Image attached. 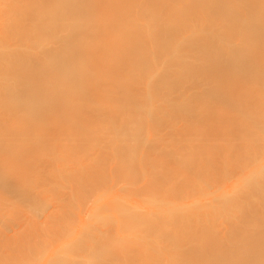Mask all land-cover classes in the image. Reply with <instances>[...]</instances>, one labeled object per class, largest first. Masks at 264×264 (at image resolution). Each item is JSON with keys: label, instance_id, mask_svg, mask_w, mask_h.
<instances>
[{"label": "bare ground", "instance_id": "obj_1", "mask_svg": "<svg viewBox=\"0 0 264 264\" xmlns=\"http://www.w3.org/2000/svg\"><path fill=\"white\" fill-rule=\"evenodd\" d=\"M169 1L142 0L139 5L135 0H0V212L4 210L0 220L4 219L5 211H9L13 203L14 198L9 195L24 194L30 188L29 173L36 174L40 170V166L35 170L33 164H26L29 154L32 155L30 150L32 148H27L30 150L29 153L19 145H22L24 140L27 141L30 136L24 137L22 141L20 135L26 136L32 133L30 140L39 147L42 141L49 140L46 141L57 128L56 139L60 148L55 152V148L48 147L44 152L48 155H56L59 159L68 156L71 160L70 164L60 165L59 169L54 171L66 170L73 177V181H61L60 185L67 189L69 197L68 200L61 201L64 207L54 214L59 226L69 221L70 232L58 238L55 244L45 243L37 249L34 253L38 255L34 254L33 257L38 259L20 260L18 263L10 261V263L90 264L93 260L100 263L110 257L109 254L112 249L115 251L114 248L118 249L116 252L123 259L124 254H129L128 250L131 252L142 246L141 251L130 262L134 260V264H156L154 262L156 256L162 251L161 248L164 249L162 246L171 243L173 245L169 244L171 250L168 245L165 246L166 249L169 248L168 256H165L169 264H213L208 256L210 252L216 256L231 254V261L233 262L234 259L232 264H249L252 259L250 257L256 255L259 258L255 264H264V204H260L264 201V159H261L264 156H259L263 155L260 152L258 157L262 161L260 160L257 166L255 161L258 157L252 151V146L258 141L259 144L263 141L264 146L262 128L264 105L260 101L264 99V0H177L179 4L174 0V6L172 1L171 4ZM247 2L248 4L259 2L261 9L255 12L257 8L253 7V11L251 9L245 11ZM136 4L142 9L141 11L137 5L139 11L136 12ZM175 6L177 9H173L176 8ZM143 10L148 11L147 14L150 13L147 17L149 20L145 16L147 14H143L145 13ZM134 11L141 14L137 15L136 20L135 13L132 17ZM180 12L182 13L179 16ZM139 17L141 19L145 17L146 22L136 23L137 20L141 21ZM238 17L240 20H236ZM237 22L242 24L241 28L237 26ZM189 23H192L191 26ZM135 24L140 25L141 28L135 30V27L137 28ZM57 25L63 32L61 37L54 38L58 40L57 42L52 41L58 44L57 49L51 47L52 50L46 51L43 49L46 40L29 36L35 31L46 37V33L51 32ZM186 27H189L187 28L189 31L192 30L189 32L191 35L187 34ZM173 28L178 31L175 29L173 32ZM170 29L173 33H180L181 29L183 31L185 29L187 36L181 30L183 34L178 33L181 36L178 35L179 38L177 37L178 40L175 41V37L171 36L173 33L168 35L170 38L167 37L171 32ZM137 30L145 32L141 31V34ZM197 30L202 31L201 34H198ZM239 34L241 38H237ZM145 36L150 39L147 40L151 42L150 49L143 48L147 45ZM232 36L236 38L233 39ZM19 37L25 40L24 47L15 45L14 40ZM48 40L51 42L53 39ZM30 41H34L35 45L30 46L28 43ZM190 43L192 48L188 46ZM183 44H186L187 48ZM183 46L185 49L188 47L191 49L184 51ZM173 92L179 93L176 102L171 100ZM262 94L263 98L255 102L254 97ZM56 101L60 106L57 107L59 108L57 114L54 109ZM255 103L258 106L257 116L262 115L263 118L256 116L257 119L254 117V121L258 127L263 124L261 130L256 127V131L254 127L250 132L249 128H243L244 134L241 131L243 135H239L242 149L236 150L232 143L235 139L234 133L226 132V126L230 128L236 119L246 118L239 117L240 111ZM229 104L231 107H228ZM48 106H55L53 109L56 115L48 114L50 110L53 112ZM203 107H206L204 113L200 110ZM136 108L139 110L137 114ZM176 109L179 110L176 112ZM191 109L194 113L197 111L193 120L197 118V114L201 115H198L201 119L195 120L197 123L192 122L193 120L185 115L186 111H193ZM165 111L170 114L171 123L169 120H164L162 114H165ZM205 114L208 116L206 119L203 118ZM234 114L235 118L228 116L233 117ZM175 118H180L182 123ZM173 119L175 122L172 124ZM107 122L117 127V131L105 128L109 127L105 126ZM175 123L177 126L179 124L178 128ZM157 126L161 127L162 131L168 129L164 132L160 129L157 131L158 128H155ZM129 127L130 130L126 132ZM190 128L195 130L198 137L191 136ZM166 131L170 133L169 136ZM183 132L186 138L182 137ZM48 133H51L50 136L47 135ZM105 133H112L117 143L125 144L128 141L132 145L122 150L121 147L124 148V145L118 148L114 142L113 149L111 147L109 152L111 154L108 156L110 158L115 156L112 160L116 159V153L125 151L121 152L124 153V159L119 166L120 169L114 164L106 165L109 162L105 166L98 165L97 159L100 154L95 160L97 149L101 147L100 142L105 139L103 135ZM159 133L163 140L159 137ZM209 135L214 137L209 139ZM172 136H177L175 139H179L180 142L184 140L187 144L186 150H177L176 147L180 142L177 140V143ZM261 136L263 138L260 141L258 139ZM157 138L167 145L168 141L174 139L169 142L177 143L171 144L176 145V154L174 152L172 154L175 155L171 154L173 158L170 155L168 157L167 154H170L171 150L169 152L165 144L164 147L162 143L157 142L159 147H163V155L156 143V146H152ZM253 139L256 140V144ZM205 140H210V144L206 149L200 150V144L203 147L202 142L205 143ZM218 142H221V146L226 143L229 145L224 147L223 151ZM249 142L252 144L251 149ZM142 143L147 145L148 149L142 146ZM156 147L159 149V154ZM247 147L248 150L245 151ZM150 148H154L153 151L156 149L157 158L151 155ZM42 150H39V153L43 154ZM263 150L264 148L261 149L262 152ZM35 151L33 156L38 152ZM249 152L254 154L248 157ZM39 153L36 154L37 159L40 158ZM243 153L257 168L253 166V169L250 164H246L248 160L242 166L241 162L237 164L235 161L238 170L235 167L231 168V163L235 164L231 156L236 155L244 159ZM118 155L117 159H119ZM183 155H195L194 162L196 160L198 162L192 164L190 161L180 159ZM225 155L228 157L230 155V159ZM216 156H224L226 160L222 157L221 165L227 170L224 169L219 181H213L211 186V180L205 178L210 176L212 158ZM132 158L138 159L135 165L138 172L141 168L140 182L119 178L115 179V184L112 185L114 178H111L112 190L106 187L110 185L104 186L106 189L102 186L100 188L102 191L97 189L99 192H94L92 198L90 197V192L87 193V190H90V183H98V179L90 181V175L100 177L101 172L107 176L108 171L102 172V169L106 168L112 175L114 166V174L117 169V171L123 170L121 172L124 173L126 169L132 168L133 164L129 162ZM147 158L160 161L151 167L150 164L156 161L152 163V160ZM142 160L149 161V165L142 164L144 162ZM166 160L172 161L174 165L165 166ZM138 161L142 164L141 167H138L140 166ZM232 169L234 171L231 172ZM254 173L257 175L256 178ZM7 176H10L11 180L4 183ZM252 180H256V183ZM98 185L93 187L97 188ZM176 187L183 192L177 195ZM120 189L134 192L130 194H122L124 191L115 192ZM140 191L142 196L135 193ZM18 198L25 199L23 196ZM106 205L109 206L108 209H103ZM114 205H120L122 211L119 213ZM2 206L4 209L1 208ZM225 214H228L229 218L235 217L228 222L226 216L223 217ZM216 215L218 216L215 217ZM219 215L222 219L225 218L221 219V222L227 225H224L226 235H222V238H217L208 227L211 219L220 218ZM199 216H202L200 219L203 226L198 235L194 234L193 230L199 223ZM107 218H111L115 227H122L129 234H134L132 240L139 239L141 243L132 248L123 235H118L116 242L114 237L112 241L108 239L111 238L108 235L112 234V231L107 229L110 232L107 234L105 230L103 232L96 227L100 219ZM122 219L125 222H121ZM238 219L241 225H244L240 227L241 225L235 224V227H230ZM131 220L133 226L129 225ZM222 225L220 224L221 228L219 227L221 230H218L221 234L224 232ZM150 230L152 232L149 233L152 235L148 233ZM147 233L151 236L148 239L145 238ZM1 237L3 235L0 236V240ZM2 240L0 246L5 247L3 242L6 238L3 242ZM108 240L110 242H107ZM195 241L199 242L194 243ZM106 242L111 243L110 248ZM222 243H226L227 246H222ZM145 250L149 251V257H146ZM239 252H242V257H246L245 260L237 261Z\"/></svg>", "mask_w": 264, "mask_h": 264}, {"label": "rangeland", "instance_id": "obj_2", "mask_svg": "<svg viewBox=\"0 0 264 264\" xmlns=\"http://www.w3.org/2000/svg\"><path fill=\"white\" fill-rule=\"evenodd\" d=\"M140 1H142V0H140ZM140 1H137L136 2V0H135V2L136 3H139V5H140ZM170 1H172V6H174V4L175 3H173L174 2V0H170ZM169 1V2H170ZM177 0H175V2H176ZM247 1H249V0H247ZM255 1V0H254ZM257 1V0H256ZM251 2V1H250ZM44 3H46V1H44ZM177 3V2H176ZM249 2H247V6H246V10L245 11H249L250 9L253 11V7H255V8H257L256 9V11L255 12H258L260 9H261V7L259 8V5H258V3L259 2H253L252 4L250 3V4H248ZM141 4H143L142 2H141ZM170 4H171V2H170ZM177 4H179V3H177ZM176 4V5H177ZM256 4H257V6H256ZM137 5L138 4H136V12H138L139 10L141 11L142 9L139 7V5H138V8H139V10H138V8H137ZM252 5V6H251ZM142 6V5H141ZM176 7V6H175ZM250 7V8H249ZM173 9H177V7L176 8H174L173 7ZM178 10H180V9H178ZM143 11H145V10H143ZM135 11L132 13V17H133V14L135 13V16H134V19L136 20L137 19V15L139 16V15H141V14H138V13H136ZM147 12L148 11H145V13L143 12V14H147ZM175 12H177V10L175 11ZM179 12V11H178ZM140 13H142V12H140ZM181 13L182 12H180V14H179V16L181 15ZM150 15V13H148L147 15H145L146 16V18L148 17ZM144 16V15H143ZM136 17V18H135ZM143 18H144V20H143ZM142 19L139 17V20L141 19V21L139 22L138 20L136 21V23H140V24H142V23H144V22H146V20L148 19H145V17H143ZM150 18V17H149ZM195 17H193V19H194ZM151 19V18H150ZM192 19V18H191ZM191 19H188V20H191ZM199 18L197 17V20H198ZM237 19H239L240 20V17H238V18H236V20ZM142 20H143V22H142ZM149 20V19H148ZM196 20V19H195ZM194 20V23L197 21H195ZM236 20H235V22H236ZM151 21V20H150ZM149 21V22H150ZM193 21V20H192ZM198 22H200L199 20H198ZM197 22V23H198ZM243 22V21H242ZM193 23V24H194ZM239 23H240V21H239ZM263 23V22H262ZM145 24H147V23H145ZM144 24V25H145ZM190 24V23H189ZM192 24V23H191ZM191 24H190V26H191ZM237 24H238V22H237ZM236 24V25H237ZM264 24V23H263ZM136 26H137V28L135 27V30L136 29H138V28H141V26L140 25H137V24H135ZM205 25V24H204ZM233 25H235L234 24V22H233ZM232 25V27L233 28H235L234 26ZM138 26H140V27H138ZM187 26V25H186ZM237 26H242V24H238ZM236 26V27H237ZM197 27H199V26H197ZM189 29V27H186V29ZM241 28V27H240ZM239 28V29H240ZM176 29V28H175ZM174 28H173V32H175L174 30H175ZM187 29V30H188ZM198 29V28H197ZM202 29V28H201ZM238 28H236V30H237ZM182 30V29H181ZM181 30H180V33H182L181 32ZM199 30H200V27H199ZM202 30H204V27H203V29ZM236 30H235V32H236ZM143 32V30H137V32H140L141 34H142V32ZM170 31H171V29H170ZM176 31H178L177 29H176ZM183 31V30H182ZM184 31H185V29H184ZM183 31V33L184 34H186V32H184ZM190 31H192V30H190ZM189 30H188V32H187V34L190 32ZM198 31V30H197ZM239 31V30H238ZM133 32H135V31H133ZM145 32V31H144ZM143 32V33H144ZM148 32V30L146 29V32H145V34ZM166 32H169V31H166ZM166 32L164 33V37H165V35H166ZM172 31L169 33V34H167V37H168V35H171V33H173ZM199 32V31H198ZM202 32V31H201ZM201 32H199L198 34H201ZM232 32H233V30H232ZM234 32V33H235ZM139 33V34H140ZM153 33V32H152ZM179 33V32H178ZM178 33H173L171 36H172V38L173 37H175L174 38V40L178 37V35L180 34H178ZM182 33V34H183ZM192 33H194V32H192ZM203 33H205V32H203ZM132 34H134V33H132ZM131 34V35H132ZM135 34H137L136 32H135ZM149 34V33H148ZM187 34H186V36H187ZM190 34V33H189ZM197 34V36H199ZM63 35V32L62 31H60L59 30V27H58V25L51 31V32H48V33H46V37L45 36H43V35H40V34H38L37 32H31L30 34H29V36H31V37H35V38H41V39H43V40H46V44L44 45V50H46V51H49V50H52L53 48H55V49H57V47H59V46H57L58 44L56 43L58 40H55L54 38H57V37H61ZM147 35V34H146ZM151 35V34H150ZM191 35V34H190ZM230 35H231V33H230ZM236 35V34H235ZM234 35V36H235ZM18 36V35H17ZM133 36V35H132ZM143 36H144V34H143ZM149 36V35H148ZM152 36V35H151ZM179 36H181V35H179ZM189 36V35H188ZM196 35H194V37H195ZM196 36V37H197ZM229 36V35H228ZM241 35L239 34L238 35V37L237 38H239ZM140 37H141V35H140ZM139 37V38H140ZM146 37V36H145ZM150 37V36H149ZM149 37H146V42H145V40H142V42L144 41L145 42V44H147V45H149V46H147V45H144L143 46V44H141L142 46H143V48L145 47V48H149L150 49V46H151V42L149 41H147V40H150L149 39ZM167 37H166V39H167ZM192 37H193V35H192ZM227 37V36H226ZM138 38V39H139ZM144 38V37H143ZM148 38V39H147ZM152 38V37H151ZM168 38H170V37H168ZM179 38V37H178ZM232 38H233V36H232ZM234 38H236V37H234ZM233 38V39H234ZM241 38V37H240ZM13 39H14V37H13ZM48 39H53V40H51V42L48 40ZM145 39V38H144ZM164 39V38H163ZM214 39V38H213ZM212 39V40H213ZM56 41L55 43L54 42H52V41ZM176 40H178V39H176ZM175 40V41H176ZM211 40V42H214V41H212ZM230 40H232V39H230ZM230 40H228V41H230ZM235 40H237V39H235ZM241 40V39H240ZM169 41V40H168ZM170 41H172V39L170 40ZM227 41V40H226ZM14 42H15V45H17V46H19V47H24V45H26L25 44V40H23L21 37H19V38H17L16 40H14ZM13 42V43H14ZM142 42H140V43H142ZM29 44H30V46L31 45H35V42L34 41H30V42H28ZM185 43V42H184ZM228 43V42H227ZM230 43H232L231 41H230ZM187 44V43H186ZM184 45L186 48H187V45ZM193 44V43H192ZM212 44V43H211ZM195 45V44H194ZM213 45H214V43H213ZM217 45H218V43H217ZM225 45V44H224ZM57 46V47H56ZM183 46V48H184V51L185 50H190L191 48H192V45H191V43H190V45H188V46H191V48L189 49V47H188V49H185V47ZM215 46V45H214ZM50 47V48H49ZM51 47H53L52 49H51ZM158 44H157V49H158ZM224 47V46H223ZM144 48V49H145ZM147 50V49H146ZM149 51V50H148ZM182 51H183V49H182ZM181 51V52H182ZM252 78V77H251ZM173 94H174V92H173ZM172 96V95H171ZM181 97V96H180ZM197 96H195V98H196ZM201 97V96H200ZM169 98H171V97H169ZM178 98H179V93L178 94H174L173 95V97L171 98V100H173V101H177L178 100ZM199 98V97H198ZM260 98H263V94H262V96H256V97H254V99H255V102L257 101V100H260ZM54 99H55V97H54ZM106 100H107V98H105ZM57 100L59 101V99L57 98ZM52 101H54V100H52ZM58 101H56V102H54V104H55V106H56V108H54V107H50V106H48V108H52V110H53V112H51V110H50V112L48 113V114H50V115H56L57 114V112L59 111V108H57L58 106H59V104L57 105L56 103L58 102ZM172 101V102H173ZM199 101V100H198ZM197 101V102H198ZM261 101V103H263V105H264V99L263 100H260ZM171 102V103H172ZM200 105H201V102L199 103ZM203 104V103H202ZM231 104V103H230ZM228 105V107L230 106L231 107V105ZM51 105H53V104H51ZM196 106H197V104H195ZM204 105V104H203ZM259 105V104H258ZM172 106V105H171ZM260 106H261V104H260ZM259 106V107H260ZM60 107V106H59ZM158 107V106H157ZM201 107V106H200ZM55 109V112H56V114H55V112H54V109ZM177 108V107H176ZM196 108V107H195ZM194 108V109H195ZM204 108H206V107H203V108H201L200 110L201 111H203V113L205 112V109ZM208 108V107H207ZM158 109H159V107H158ZM172 108H170V110H171ZM175 109V108H174ZM182 109V108H181ZM183 109H185V108H183ZM202 109H204V110H202ZM263 109H264V107H263ZM177 110H179V109H176V112H177ZM188 110H190V109H188ZM191 110H193V109H191ZM17 111V110H16ZM48 111H49V109H48ZM160 111V110H159ZM159 111H158V113H159ZM173 111H175V110H173ZM184 111H186V110H184ZM183 111V112H184ZM255 111H257V113H255ZM134 112V111H133ZM135 112H136V114L139 112V110L136 108L135 109ZM134 112V113H135ZM166 113L165 114H162V115H164V120H171V116H170V114H168V112L167 111H165ZM172 112V111H171ZM178 112H180V111H178ZM182 112V111H181ZM180 112V113H181ZM191 112H193L194 113V110L193 111H191ZM191 112H188V111H186V113H185V115H187L186 117H188L189 119L191 118L192 120H193V118H194V115H195V113L197 112H195L194 114H192ZM227 112H229V111H227ZM259 113H261V112H259ZM257 114H258V106H257V104L255 103L254 105H252L251 104V106L249 105V106H246L245 108H242V111H240V116L239 117H246V118H241L240 120H235L234 121V125L233 126H231L230 128H228V126H226L227 127V129H229V130H233V131H229V130H227L226 129V132H231V133H234V137H235V139L233 140V147H235L236 148V150H239V149H242V146H241V140L239 139V135L240 134H242L241 133V131H242V129L243 128H249L250 129V132H252L253 131V128L255 127V129H256V127H258V125L256 126V121H254V117H256L257 116ZM262 114V113H261ZM183 115V114H182ZM181 115V116H182ZM198 115H200V114H197L196 116H197V118H198ZM161 116V115H160ZM180 116V115H179ZM201 116V115H200ZM199 116V118L201 119V117ZM204 117V119H206V114L205 115H203ZM230 118H235V114H234V116L232 117V115H228ZM262 116V115H261ZM261 116H257V117H260V118H263V117H261ZM14 117V116H13ZM102 117V116H101ZM154 117H156V116H154ZM162 117V116H161ZM178 117V116H177ZM208 117V116H207ZM247 117H249L248 119H247ZM257 117H256V119H257ZM185 118V117H184ZM183 118V119H184ZM197 118H195L192 122H194V123H197L195 120L197 119ZM198 118V119H199ZM202 118V119H203ZM155 119V118H154ZM157 119H159V118H157ZM178 118H175V120H177ZM175 120L173 119V121H172V124L175 122ZM178 120H180V122L182 121L180 118L178 119ZM246 120H248L247 122H245ZM262 120V119H261ZM185 121V120H184ZM191 121V120H190ZM203 121V120H202ZM258 121V120H257ZM262 121H264V118H263V120ZM156 122H158L157 120H156ZM168 122V121H167ZM200 122V121H199ZM163 123V122H162ZM170 123H171V121H170ZM182 123V122H181ZM184 123V122H183ZM171 124V125H172ZM176 124V123H175ZM174 124V125H175ZM261 124V123H260ZM158 125H160V124H158ZM162 125V124H161ZM169 125V124H168ZM184 125V124H183ZM263 125V124H262ZM261 125V126H262ZM105 126H109V127H105V128H108L109 130H112V131H117V127H115L111 122H107V125H105ZM175 126H177V124L175 125ZM261 126H259L258 127V130L260 129L261 130ZM160 127V126H159ZM166 127V126H165ZM172 126H170V128H171ZM179 127V124H178V126H177V128ZM183 127V126H182ZM223 127H224V125H223ZM155 128H158V126L157 127H155ZM154 128V129H155ZM161 128V127H160ZM160 128H158L157 129V131L160 129ZM191 128H193V127H191ZM190 128V129H191ZM263 129H264V127H262ZM162 129H164L163 127H162ZM168 129V128H167ZM167 129H164V131L165 130H167ZM180 129V128H179ZM30 130H31V128H30ZM130 130V127L128 128V130H126V132H128ZM156 130V129H155ZM176 130V129H175ZM186 130V129H185ZM160 131H162L161 129H160ZM159 131V132H160ZM164 131H162V132H164ZM169 131V130H168ZM172 132H173V130H171ZM181 131V130H180ZM184 131V130H183ZM208 131H209V129H208ZM249 131V130H248ZM256 131H257V129H256ZM52 132V131H51ZM167 132V131H166ZM165 132V133H166ZM171 132V133H172ZM186 133H187V130L185 131ZM185 132H183L184 134H181L182 135V137L184 138H186V135H185ZM243 132V131H242ZM262 132H263V130H262ZM28 133V132H27ZM161 133V132H160ZM160 133H159V135H160ZM164 133V134H165ZM177 133H178V130H177ZM180 133H182V132H180ZM179 133V134H180ZM189 133L191 134V136L192 137H198V136H196V134H195V130H193V129H191V130H189ZM264 133V132H263ZM30 134V133H29ZM26 134V136L25 135H20V137L22 138V141H23V138L24 137H27V138H29V136H30V138L29 139H27V141H23V144L22 145H19V147H22V148H24V149H27V148H32V149H30L31 150V153H32V155L31 154H29V157H28V159L26 160V164H33L34 166V169L36 170V167H38V166H40V170H38V173H36V174H31V173H29V176H28V180H29V185H30V188L29 189H27L26 191H25V193L24 194H21V195H17V196H15V195H13V194H10L9 195V197H11L12 199L14 198V200H13V203H12V205H11V207H10V210L9 211H5V216H4V219H2V221L0 220V234H2L3 235V237H1V240H2V238H4L3 240H5V238H6V240L3 242V240H2V242L6 245L5 247L4 246H0V247H4L2 250L0 249V263L1 262H6V263H8V264H16V263H18L20 260H31L32 258L33 259H38V257L37 258H34L33 257V255L35 254L36 255V253H34L37 249H39L42 245H44L45 243H50V244H55L56 242H57V239L58 238H61V237H64V236H66L65 234L66 233H69L70 231H69V229H68V226H69V221H67V222H64L61 226H59L58 225V223L56 222V220H55V218H54V214L56 213V211L57 210H59V209H61L62 207H64L63 205H62V203H61V201L63 200V199H67L68 200V191H67V189H65V188H63L61 185H60V183H61V181H66V180H70V181H73V177L71 176L72 174L69 172V171H66V170H63V171H54V170H56V169H59L58 168V166H60V165H62V166H67V165H69L70 164V162H71V160L68 158V156L67 157H65L64 159H59V158H56V155H48V154H46L44 151L45 150H47L48 149V147H52V148H55L54 149V151L55 152H57V150L60 148V144L59 143H57L58 142V140L56 139V138H58L57 137V128H55V130L53 131V133L51 134V133H48L47 135H49L50 136V134L52 135V136H50V138H51V140H50V138H47L46 139V141L48 142H43L42 141V143L44 144H40V146L38 147L37 145H35L34 143H33V140L31 141L30 139H31V136L33 135L32 133V135L30 134ZM162 134V133H161ZM167 134H168V136H169V132H167ZM235 134H236V136H235ZM243 134H244V132H243ZM242 134V135H243ZM28 135V136H27ZM104 135V140L102 141V142H100V149H99V147H98V151L96 152V158H95V160L99 157V154H100V157L97 159V161H95V162H97L98 163V165H104L105 166V164L106 163H108L109 162V164H106V165H109V166H113V164L116 166H118V168H119V166L121 165V163H122V161H123V159H124V153H122L121 154V152H125V151H121V152H119V153H116V159H117V155H118V157H119V159H117V162L113 159L112 160V158H115V156H113V157H109L108 155L109 154H111V153H109L110 152V150H111V147L112 146H114V144L116 143V147H118L119 148V146H123L124 148H122L121 147V149L122 150H125L126 149V147H130V146H132V145H130V142H128L127 140V142H125V144H124V142H119V143H117V141H115L114 140V135H112V133L111 134H103ZM180 135V136H181ZM184 135V136H183ZM264 135V134H263ZM49 136H47V137H49ZM171 136V135H170ZM254 136V135H253ZM160 138H161V135L159 136ZM164 137H165V135H164ZM172 137H174V136H172ZM171 137V138H172ZM177 137V136H176ZM176 137H174V139L176 138ZM209 137V139H212L214 136L213 135H209L208 136ZM264 137V136H263ZM262 136H261V138H257L258 140H262V138H263ZM19 138V137H18ZM45 138L46 137H44V140H45ZM166 138V137H165ZM181 138V137H180ZM25 139V138H24ZM162 140H163V137L161 138ZM174 139H172V140H174ZM182 139V138H181ZM194 139V138H193ZM250 139H251V137H250ZM249 139V140H250ZM255 139V138H254ZM253 139V140H254ZM18 140V139H17ZM17 140H16V142H17ZM30 140V141H29ZM161 140V141H162ZM171 140V141H172ZM176 140V139H175ZM178 140V142H180L179 141V139H177ZM177 140H176V142H177ZM260 140V141H261ZM19 141L21 142V139H19ZM18 141V142H19ZM161 141H159L158 140V138L156 139V142H153L154 144H152L151 142V144H152V146L153 145H155V143H156V145H158V148L160 149V153H162L163 152V147H159V144H157V142H159V143H162V145L164 146V144H165V146H168V148H169V152H170V150H171V153L170 154H167L168 155V157H169V155L173 158L174 156H172V155H175L176 153H175V146L176 145H174V146H172L171 144H177L176 142H174V143H169V142H171V141H168L167 143H168V145L164 142V144H163V141L161 142ZM195 141V140H194ZM194 141H192V143L194 142ZM206 141V140H205ZM255 141V144H256V140H254ZM254 141H253V145H254ZM32 142V143H31ZM115 142V143H114ZM147 142V141H146ZM145 142V143H146ZM149 142V141H148ZM185 142H186V140H185ZM196 142V141H195ZM259 142V141H258ZM257 142V144L255 145V146H252V151L256 154V156L258 157V155L260 154V152L261 153H263V155L261 154V155H259V156H264V150H263V152L261 151V149H263L264 148V146H263V141H261L260 143L261 144H259ZM203 143V147L201 146L202 144H200V150L201 149H206V147H208L209 146V144H210V140H207L205 143L204 142H202ZM251 143H252V141H251ZM250 142H249V148L251 149V144ZM37 144V143H36ZM98 144V143H97ZM151 144H148V145H151ZM198 144V143H197ZM38 145H39V143H38ZM43 145V146H42ZM155 145V146H156ZM161 145V144H160ZM161 145V146H162ZM187 144H185L184 143V140H182L179 144H178V147H176V149L177 150H182V151H184V150H186V148H185V146H186ZM192 145H194V144H192ZM196 145V144H195ZM218 145H219V147H221V149L224 151V147L226 148V147H228V143H226L224 146H221V142H218ZM97 146H99V145H97ZM142 146H145V145H143V143H142ZM164 146V147H165ZM145 147H147V149H148V146L146 145ZM144 147V148H145ZM150 147V146H149ZM192 147V146H191ZM244 147V146H243ZM34 148H36L35 150H37L38 152L36 153V154H38L39 153V150H42V152H43V154L42 153H39V155H40V158L39 159H37V157H36V154H34L35 156H33V153L34 152H36L35 150L33 151V149ZM157 148V147H156ZM157 148V150H158V153H157V151H156V149H155V151H153V149H151V155L152 156H155V152L157 153V154H159V149ZM231 148H232V146H231ZM230 148V149H231ZM29 149H27L28 150V152L30 153V150ZM112 149H113V147H112ZM192 149V148H191ZM249 149V151H251ZM26 150V151H27ZM166 150H167V148H166ZM233 150H235V149H233ZM248 150V147L245 149V151H247ZM100 151V152H99ZM172 152H174L175 154H172ZM226 152V151H225ZM224 152V153H225ZM238 152H240L241 153V151H238ZM252 152V154H254ZM168 153V152H167ZM214 153H215V151H214ZM218 153V152H217ZM224 153H222V154H224ZM227 153H228V151H227ZM229 153H230V155H232L231 153L232 152H230L229 151ZM234 153V152H233ZM237 153V152H236ZM247 153V152H246ZM114 154V153H113ZM172 154V155H171ZM221 154V155H222ZM235 154V153H234ZM248 154V153H247ZM252 154H250V152H249V155H248V157H250V156H252ZM97 155H98V157H97ZM115 155V154H114ZM162 155H163V153H162ZM218 155V154H217ZM228 155V154H227ZM227 155H225V157L227 156ZM230 155H229V157H228V159H230ZM242 155V154H241ZM179 156V155H178ZM193 156H195V155H191V156H181V158L180 159H182V160H187V161H190L192 164H193V162H194V160L196 159V158H194ZM237 156H238V154H237ZM243 156H244V159H242V158H239V157H236V155H233V156H231L232 157V161H236L237 162V164H239V162H241V166H242V164L244 163V162H246L247 160H248V158H247V156H246V154H244L243 153ZM242 156V157H243ZM158 157V156H157ZM156 156H155V158H157ZM224 158V156H216V157H213L212 158V170H211V172L209 173L210 174V176L209 177H207V178H205V180H211V186L213 185L212 183H213V181H215V182H217V181H219V177L220 176H222V173H223V171H224V169H226V167L225 168H223V166L221 165L222 163V161H223V158ZM226 157V158H227ZM255 157V156H254ZM252 158V157H251ZM260 157H258V159H257V161H255L254 159H252V160H254L255 161V164L258 166V164H259V161L261 160V159H264V158H262L261 157V159H259ZM112 161H111V160ZM146 159V158H145ZM225 159V158H224ZM227 159V160H228ZM92 160H94V159H92ZM138 159H136V158H132L131 160H129V162L130 163H132L133 165H132V168H128V169H126V171L123 173V172H121V171H123V170H121V171H117L116 170V173L114 174V171H115V166L113 167L114 169V171L112 170V175H111V173H110V171L109 170H107V168L106 169H102V172H105L106 173V171H108V177L107 176H105V175H103L101 172H100V174L102 175V176H97V177H95V176H92V175H90V181L91 180H97V184H96V182H94L95 184H93V183H90V190H87V193H89L90 192V197L92 198V195H93V193L95 192H99L101 189V187L103 186H106V185H110L111 184V182H112V185H113V183L115 182V179L117 180V179H119V178H126L127 180H129V181H141L142 179H141V172H140V170H141V168H140V170H139V172L136 170V161H137ZM147 160H152V163H154L153 161L155 160H153V158H151V159H149V158H147ZM226 160V159H225ZM115 163H114V162ZM142 161H144V160H142ZM156 161V160H155ZM160 160L159 159H157V161H156V163H154V164H150V166L152 167V166H155V164H157L158 162H159ZM230 161V160H229ZM231 161V162H232ZM262 161V160H261ZM94 162V161H93ZM112 164H111V163ZM198 162V160H196L195 162H194V164L195 163H197ZM236 162H235V164H233V163H231V168H233V167H235V169L238 167L237 166V164H236ZM248 162V163H247ZM246 162V164H250V166L251 167H256V165H253V161H252V163H251V160L249 161H247ZM96 163V164H97ZM144 163H146L147 165H149L148 163H150L149 161L148 162H142V164H144ZM166 163H167V165H165V166H168V167H171V166H173L174 164L172 163V161H170V160H166ZM258 163V164H257ZM136 164V165H135ZM140 164V166H138V167H141L142 166V164L141 163H139V161H138V165ZM145 164V165H146ZM200 164V163H199ZM37 165V166H36ZM146 165V166H147ZM109 166H108V168H109ZM221 166H222V168H221ZM240 166V165H239ZM32 167V166H31ZM148 167V166H147ZM254 167H253V169H254ZM146 168V167H145ZM239 168V167H238ZM238 168L236 169V170H238ZM257 168V167H256ZM259 168V167H258ZM38 169H39V167H38ZM120 169V168H119ZM138 169V168H137ZM223 169V170H222ZM229 169H230V167H229ZM227 170V169H226ZM230 171V170H229ZM232 171H234L233 169L231 170V172ZM256 172H257V170H255ZM156 172H157V170H156ZM197 172V171H196ZM228 172V171H227ZM263 172H264V170H263ZM226 173V172H225ZM255 174V173H254ZM264 174V173H263ZM8 175V174H7ZM224 175V174H223ZM256 175V174H255ZM254 175V176H255ZM109 176H111V177H109ZM190 175L188 174V177H189ZM6 177V176H5ZM4 177V178H5ZM8 177V176H7ZM20 178H21V175L19 176ZM257 177V175L254 177V178H256ZM260 177V176H259ZM263 177V176H262ZM107 178H109V179H107ZM111 178H114V179H112V181H110V179ZM264 178V177H263ZM260 179V178H259ZM9 180H11V177L9 176L7 179H6V181H4V183H6V182H9ZM109 182H108V181ZM204 180V181H205ZM99 181H100V184H99ZM102 181V182H101ZM107 181V182H106ZM221 181V180H220ZM254 183H256V180H252ZM261 181H263V180H261ZM106 182V183H105ZM206 182V181H205ZM264 182V181H263ZM105 183V184H104ZM210 183V182H209ZM219 183V182H218ZM99 184V185H98ZM115 184V183H114ZM220 184V183H219ZM98 185V187L97 188H94V187H96ZM112 185H110V186H106V187H109V190L111 189L110 187L112 186ZM210 185V184H209ZM222 185V184H221ZM94 186V187H93ZM115 187V186H114ZM105 188V187H104ZM103 188V189H104ZM127 188V187H126ZM125 188V189H126ZM97 189L99 190V191H97ZM106 189V188H105ZM113 189V188H112ZM111 189V190H112ZM115 189V188H114ZM116 189H117V187H116ZM115 189V190H116ZM124 189V190H125ZM176 189V191H178V193H177V195L178 194H180V193H182L183 192V190L182 189H180V188H178V187H176L175 188ZM175 189H174V191H175ZM114 190V191H115ZM124 190H122L121 191V189L120 190H118V191H115V192H120V193H122ZM102 191V190H101ZM132 192H134V191H129V190H126V191H124L122 194H130V193H132ZM141 192L142 191H140V192H135V193H137L138 195H140V196H142V194H141ZM15 194V193H14ZM12 195V196H11ZM176 195V194H175ZM18 196H20V197H22L23 196V198H25L24 200H22L21 198H18ZM175 197V196H174ZM21 199L20 201H18V199ZM90 198V199H91ZM254 198V197H253ZM263 200V198L261 199V201ZM217 204V203H216ZM222 204V203H221ZM260 204H264V201L263 202H260ZM109 205V204H108ZM108 205H106L103 209H105V208H107V207H109ZM263 206V205H262ZM114 207H115V209L120 213L121 211H122V207L120 206V205H114ZM221 207V206H220ZM223 207V206H222ZM1 208H3V206L1 207ZM259 208H260V206H259ZM4 209V208H3ZM108 209V208H107ZM106 209V210H107ZM264 209V208H263ZM262 208H261V210H263ZM1 210V209H0ZM126 210V209H125ZM260 211V210H259ZM2 212H4V210L2 211ZM2 212H0V216L1 215H3V213ZM262 212V211H261ZM6 213H8V214H6ZM218 215H216L215 217H217ZM220 216V218L218 217L217 219H214V217H213V219H211L212 221H211V223L209 222V226L208 227H210L211 228V230L215 233V236L217 237V238H222V235H224L225 234V228H224V225L225 226H227L225 223H223V222H221V219H222V216L221 215H219ZM224 216H226V218L228 219V222L231 220V218H234L233 216L231 217V218H229V216H228V214L226 215H223V217ZM6 218V219H5ZM200 218H202V216H199V223L198 224H196V227L194 228V230H193V233L194 234H200L201 233V231H202V229H201V227L203 226L202 224H201V219ZM241 218V217H240ZM239 218V219H240ZM225 219V218H224ZM224 219H222V220H224ZM226 219V220H227ZM239 219L237 220V222H235V223H232L231 225H230V227H235V224H237V226H239V225H241V223H240V221H239ZM98 220V219H97ZM101 221L100 222H97V228H98V230H100V231H103V230H105L106 232L105 233H107L108 231H107V229H109V231L111 230L112 231V234L110 233V232H108L107 234H109L108 235V237H111V238H108V237H105V235H104V237L105 238H108V239H112L113 237V239L115 240L114 242H116L117 241V238H118V235H123V237H124V239H125V241H128L129 242V244L131 245V247L132 248H134V247H136L139 243H141V240H139L138 239V241H135V240H132L133 239V236H134V234H129V232L127 231V230H125L124 228H122V227H115L114 226V223L112 222V220H111V218H107V219H105V220H102V219H100ZM241 220V219H240ZM242 220H244V219H242ZM234 221H236V220H233V222ZM121 222H125L124 221V219H122L121 220ZM130 223H129V225L130 226H133V221L131 220V221H129ZM232 222V221H231ZM220 224H223L222 225V231H224V232H222V234H221V232H219L220 230H219V227H220ZM208 225V224H207ZM242 225H244V224H242ZM242 225L240 226V227H242ZM95 227V228H96ZM221 228V227H220ZM226 228H228V227H226ZM224 229V230H223ZM13 230H17V232H13ZM153 230V229H152ZM152 230H150V231H148V233L149 232H152ZM219 230V231H218ZM197 231V232H196ZM104 232V231H103ZM4 233V234H3ZM148 233L146 234V236H145V238L146 239H148V238H150L151 236L150 235H148ZM154 233H156V231L154 232ZM10 234V235H9ZM14 234V235H13ZM106 234V235H107ZM149 234H151V233H149ZM2 235H0V236H2ZM152 235V234H151ZM226 235V234H225ZM71 236V235H70ZM117 236V237H116ZM1 240H0V242H1ZM110 240H108L107 242H110ZM112 241V240H111ZM167 241V240H166ZM106 242V243H107ZM113 242V243H114ZM199 241H195L194 243H198ZM101 243V242H100ZM164 243H165V241H164ZM163 243V244H164ZM1 244V243H0ZM102 244V243H101ZM107 244H109V243H107ZM167 244V243H166ZM169 244H171V243H169ZM169 244H167L168 245V247L170 248L171 247V245H169ZM110 245H111V243L108 245L109 247L108 248H110ZM114 245V244H113ZM113 245H112V247H113ZM116 245V244H115ZM149 245V244H148ZM167 245H165V246H167ZM222 246H227V244L226 243H222L221 244ZM165 246H162V247H164V249H162L161 248V252L156 256V259H155V263L156 264H169V262L166 260V258H165V256H168V254H167V250L169 249L168 247V249H166V247ZM173 246V245H172ZM213 246H215V245H213ZM126 247V246H125ZM151 247V245L149 246V248ZM117 248V247H116ZM141 248H143L142 246H140L139 247V249H137V250H134V251H131V252H129V250H128V252L127 253H129L128 255L126 254H124V257H123V259L120 257V255L119 254H117V250L114 248V250L115 251H113V249H112V251H111V254H109V258L108 259H106V260H104V261H101L100 263L98 262V261H96V260H93V261H90V264H109V263H111V262H116V264H128V262H130V260L132 259V258H134V257H136V255L141 251ZM173 249H175L174 247H173ZM125 250H126V248H125ZM170 250H171V248H170ZM170 250H169V252H170ZM176 251H178L177 250V248L175 249ZM7 251H9V252H7ZM146 251V257H149V251L148 250H145ZM173 251V250H172ZM171 251V252H172ZM119 252V251H118ZM125 252V253H126ZM179 252V251H178ZM115 253V254H114ZM241 254H242V252H239V255L237 256V258H238V260L237 261H242V260H245L246 259V257H242L241 256ZM38 255V254H37ZM36 255V256H37ZM208 256L211 258V260L214 262L213 264H232L233 262H234V259H233V262L231 261V254H223V255H219V256H216L213 252H210V253H208ZM209 257L207 258V261L209 260ZM233 258V257H232ZM254 260V261H252V259ZM256 255H252L251 257H250V263L251 264H255V263H257L258 262V258H257V261H255L256 260ZM127 259V260H126ZM135 259V258H134ZM236 260V259H235ZM10 261H17L16 263H10ZM127 261V262H126ZM134 261V260H133ZM132 261V263L130 262V264H134L135 263V261L133 262ZM260 262V261H259ZM180 263V262H179ZM249 263V264H250Z\"/></svg>", "mask_w": 264, "mask_h": 264}]
</instances>
